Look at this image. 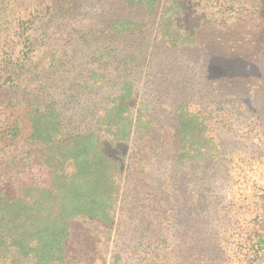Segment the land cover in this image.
I'll return each mask as SVG.
<instances>
[{"label":"trees","instance_id":"16d2710c","mask_svg":"<svg viewBox=\"0 0 264 264\" xmlns=\"http://www.w3.org/2000/svg\"><path fill=\"white\" fill-rule=\"evenodd\" d=\"M118 1L124 11L126 0H0V143L12 154L0 166V178L13 160L11 172L47 173L41 181L32 177L11 184L13 190L0 182V264H36L38 240L49 230L55 239L48 246L56 243L64 252L69 221L76 217L112 227L111 210L122 193L125 203H135L131 207L143 202L151 207L138 219L135 210L120 211L121 236L130 224L142 222L145 241L154 237L151 241L164 249L162 229L154 233L148 219L150 213L166 218V196L156 189L165 180L156 175L169 166L170 178L182 179L199 155H214L218 133L207 119L217 105L231 97L245 104L257 96L250 88H264V45L256 37L261 27L256 21L264 13L239 18L238 27L248 26L251 38L242 29L227 32L211 18L199 17L203 23L189 29L186 0H162L157 6L155 0L135 2L133 11L140 8L158 23L153 34L138 40L136 31L146 33L137 30L140 19L118 12ZM152 38L163 59L140 54L142 46L150 50ZM140 57L144 68L153 69L143 89L156 104L154 116L139 110L133 119L137 90L120 72ZM122 84L127 87L119 88ZM123 118L129 122L120 127ZM188 173L185 178L193 183L196 171ZM189 198L181 196V203ZM153 201L162 202L152 206ZM189 209L191 204L177 208L174 219ZM145 241L144 258L151 252L169 262L166 253L149 251ZM125 247L117 251L121 261L131 258Z\"/></svg>","mask_w":264,"mask_h":264},{"label":"rangeland","instance_id":"374dc122","mask_svg":"<svg viewBox=\"0 0 264 264\" xmlns=\"http://www.w3.org/2000/svg\"><path fill=\"white\" fill-rule=\"evenodd\" d=\"M155 1L154 5L157 6L162 0ZM170 1L167 0L168 3ZM135 2L147 4L152 0H126L124 11L120 9L123 4L118 1V12L131 16L135 13V18L140 19V27L137 30L142 28V31H146L145 35L136 31L137 39L140 40L139 38L143 36H150V32L153 34L158 23L146 19L145 11L140 8L133 11ZM186 2L191 3L188 8L190 20L186 22L187 24L184 22L189 29L203 23L201 20L198 22L197 18H211L214 24L224 25L227 32L234 34L238 29H242L243 35H250L251 38L248 26L238 27L239 18L248 20L255 18L256 12H261V15L264 13V0L208 2L186 0ZM166 12L171 13V10L166 9ZM262 16L263 19L256 21L261 24L256 37L264 45V14ZM177 23H174L172 28H175ZM140 48V54L149 53L152 57L155 53V59H163V51L157 47V41L153 38L149 51L144 46ZM143 63L141 57L132 59L129 67L120 72L121 79L130 80L131 83L128 85L131 86L133 83V88L137 90L138 100L129 116L133 119L136 118L139 110L146 115L154 116L151 110H154L156 103L152 95L146 96L143 89L147 88L144 84L151 79L153 69L144 68ZM27 77L24 75L22 79ZM126 87L122 84L119 88ZM119 88L113 90L117 91ZM250 89L257 91V96L253 99L248 97L244 104L231 97L232 101L218 104L214 116L207 119L217 130L218 137L215 143H219L220 149L216 150L214 155L209 154L211 156L199 155L196 166H189L183 171L182 175L187 176H189L188 172L191 175L196 171L193 183L190 182L192 178H185L187 176L178 180L176 178V181L172 180L169 166L163 175H156L161 180L162 178L165 180L163 186L156 189L163 190L166 196V206H163L166 210V218L161 220L150 213L148 219L152 222L150 228L154 233L162 229L167 242L164 249L157 245V241L154 243L151 241L154 237L145 241L141 231L144 225L142 222L132 223L129 228L125 224L126 233L121 236L118 231V227L122 224L121 220H118L120 211L124 208L135 210L137 215L134 219H138L142 212L144 215L141 216L144 217L151 207H147L144 202L137 203L136 208L131 207L135 203H125L126 197L122 193L119 202L111 210L113 215L116 214L112 227L107 228L100 221L85 216L73 218L69 221V233L63 239L66 243L64 252L56 243L48 246L49 241L55 238L51 239L50 230L45 231L47 235H42L44 238L38 240L41 248L36 252V264L61 262L63 264H264V88ZM253 92H249L250 96ZM128 122L129 119L123 118L120 127ZM212 136L215 137V132ZM11 157L12 154L7 152V147L0 143V166ZM29 161L27 158L24 159V162ZM13 163L14 160L4 165V172L1 174L4 178H0V182L3 184L7 182L11 190L13 188L10 185L17 181L31 182L32 177H37V181H41L47 174L44 169L38 171L21 168L20 174L23 172L26 177H20V174L11 172ZM150 184H155V181L151 180ZM188 184L190 185L186 188ZM142 190L145 191L146 188L143 187ZM122 191L123 189L120 192ZM186 194L190 195L189 200L185 199L181 203L180 197ZM123 201L125 204H122ZM161 202L153 201L152 206L160 205ZM189 204L192 205V209L187 213L182 210L184 217L174 219V211ZM144 241L150 244L149 251L160 250V254L166 253L169 262L154 257V253L151 252L147 258H144L140 252ZM124 247L131 250V258L127 260L123 257L121 261L117 251ZM64 258L65 261H62Z\"/></svg>","mask_w":264,"mask_h":264}]
</instances>
